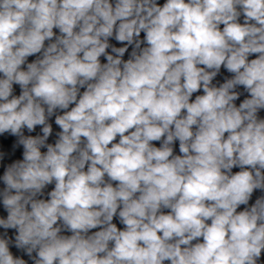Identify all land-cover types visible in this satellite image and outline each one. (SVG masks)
<instances>
[{"label": "clouds", "instance_id": "9594fccd", "mask_svg": "<svg viewBox=\"0 0 264 264\" xmlns=\"http://www.w3.org/2000/svg\"><path fill=\"white\" fill-rule=\"evenodd\" d=\"M0 264H264V0H0Z\"/></svg>", "mask_w": 264, "mask_h": 264}]
</instances>
